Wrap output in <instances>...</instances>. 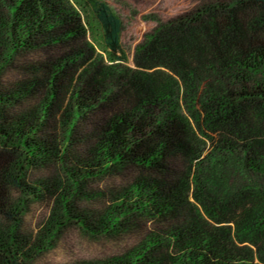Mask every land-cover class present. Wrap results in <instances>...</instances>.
Returning a JSON list of instances; mask_svg holds the SVG:
<instances>
[{"label":"trees","instance_id":"obj_1","mask_svg":"<svg viewBox=\"0 0 264 264\" xmlns=\"http://www.w3.org/2000/svg\"><path fill=\"white\" fill-rule=\"evenodd\" d=\"M121 27L104 0H0V264H32L43 235L74 220L141 230L99 264H264V0L157 20L135 68L107 64L126 58ZM33 50L44 57L31 78L6 88L5 62ZM44 198L52 212L33 239L23 207ZM95 198L106 203L80 205Z\"/></svg>","mask_w":264,"mask_h":264},{"label":"rangeland","instance_id":"obj_2","mask_svg":"<svg viewBox=\"0 0 264 264\" xmlns=\"http://www.w3.org/2000/svg\"><path fill=\"white\" fill-rule=\"evenodd\" d=\"M122 21L121 45L126 58L124 61H115L107 64L116 65L121 68H135L138 45L144 41L145 36L157 25V20L172 21L180 12L191 9L199 3L208 0H104ZM94 30H99L98 24H92ZM89 42L95 44L92 39V29L86 28ZM98 37V36H97ZM96 37V38H97ZM97 48V45H96ZM98 53H101L96 49ZM41 51H28L19 53L7 60L3 67L2 84L6 88H11L21 82L31 78V66L38 60L43 59ZM106 61V57H105ZM145 75H150L143 71ZM152 77H165V73H154ZM35 99H26L25 102L32 103ZM60 133V132H59ZM59 168V169H58ZM58 169V170H57ZM55 171L60 173V164L49 165L46 168H37L30 171L28 178L34 181ZM62 172V171H61ZM120 177L105 178L101 184H117ZM105 186V185H103ZM11 203H21V195L15 190H10ZM81 206H85L95 211L105 202L103 198H95L91 201H81ZM53 207V201L49 198L33 200L23 207L21 215V233L32 236L33 239L39 235L49 218ZM0 225L3 231H7L11 222L5 217L0 218ZM134 232L110 233L93 232L83 228L77 220L62 227L57 234L49 238L43 235L46 240L43 249L37 252L32 260V264H99L110 260L124 250L130 248L138 239L141 230ZM35 242V241H34Z\"/></svg>","mask_w":264,"mask_h":264}]
</instances>
